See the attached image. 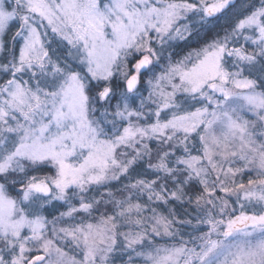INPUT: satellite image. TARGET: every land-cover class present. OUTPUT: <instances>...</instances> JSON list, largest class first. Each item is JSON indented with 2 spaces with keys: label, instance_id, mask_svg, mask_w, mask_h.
<instances>
[{
  "label": "snow or ice",
  "instance_id": "obj_1",
  "mask_svg": "<svg viewBox=\"0 0 264 264\" xmlns=\"http://www.w3.org/2000/svg\"><path fill=\"white\" fill-rule=\"evenodd\" d=\"M0 264H264V0H0Z\"/></svg>",
  "mask_w": 264,
  "mask_h": 264
}]
</instances>
